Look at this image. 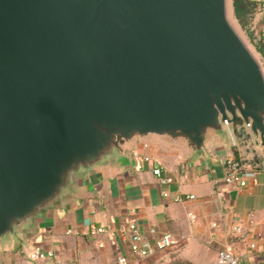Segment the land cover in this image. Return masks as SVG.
<instances>
[{"label":"water","instance_id":"obj_1","mask_svg":"<svg viewBox=\"0 0 264 264\" xmlns=\"http://www.w3.org/2000/svg\"><path fill=\"white\" fill-rule=\"evenodd\" d=\"M152 138L264 162V71L227 0H0V248Z\"/></svg>","mask_w":264,"mask_h":264},{"label":"crops","instance_id":"obj_2","mask_svg":"<svg viewBox=\"0 0 264 264\" xmlns=\"http://www.w3.org/2000/svg\"><path fill=\"white\" fill-rule=\"evenodd\" d=\"M259 1L250 31L264 44V0ZM256 52L264 68V53ZM147 142V146L142 142L135 146L156 159L167 183L153 173V164L137 169L134 158L125 159L89 180L46 223L26 234L22 244L0 248V264H42L29 256L33 247L54 250L61 263L83 264L94 256L117 259L129 254L123 231L132 219L153 244L159 235L170 232L180 240L171 249L197 247L217 252L230 248L244 264H264L263 160L255 163L253 155H242L228 144L212 143L209 155L194 159L184 147L160 138ZM231 157L246 164L248 187L234 189L227 182L225 162ZM165 190L186 199L166 198ZM239 221L244 228L235 233L233 227ZM95 226L107 231L93 234ZM152 228L157 229L155 235Z\"/></svg>","mask_w":264,"mask_h":264},{"label":"built area","instance_id":"obj_3","mask_svg":"<svg viewBox=\"0 0 264 264\" xmlns=\"http://www.w3.org/2000/svg\"><path fill=\"white\" fill-rule=\"evenodd\" d=\"M147 143V141L142 142V145L147 146ZM134 161L135 167L137 169L143 168L145 163L153 164V173L156 176L161 177L164 183H167L169 181L167 177H163L162 168L156 164V159L153 156L145 154L140 149L136 148L134 151ZM225 163L228 168L226 180L231 185V187L234 189L248 187L249 173L246 164L233 157L227 158ZM163 195L166 198H170L178 202L186 199V197L180 194H172V192L169 190H165L163 192ZM188 198H194V196L192 195ZM190 217L194 219L195 215L191 214ZM243 228V223L239 221L234 225L233 230L235 233H240L242 232ZM106 231L107 229L103 226H95L92 228L93 234L104 233ZM150 232L155 235L157 233V229L152 228ZM123 237L129 245V254L118 256V264H130L132 257L135 259H143L149 257L156 250L172 247L178 244L180 241L172 233L164 232L159 235V237L155 241V244H153L152 241L142 233L136 219L130 220L127 229L123 231ZM29 256L33 260L42 261V264H78L75 260L61 263L56 259L54 250H44L40 247H33L29 253ZM216 258L218 264H244L241 257L233 249L230 248H223L218 250L216 252Z\"/></svg>","mask_w":264,"mask_h":264},{"label":"rangeland","instance_id":"obj_4","mask_svg":"<svg viewBox=\"0 0 264 264\" xmlns=\"http://www.w3.org/2000/svg\"><path fill=\"white\" fill-rule=\"evenodd\" d=\"M228 7V18L231 24L234 26L236 31L242 37L244 42L248 45L250 50L259 60V55L257 54L255 47L248 37L245 30L241 28L238 24L234 12L232 0H227ZM262 68L263 64L260 62ZM264 71V68H263ZM216 262V252L212 249H203L197 247H191L190 249H185L183 247L177 248H165L161 250H156L149 257L143 259H134L130 264H214ZM83 264H118L116 258L107 260L103 257L94 256L86 260Z\"/></svg>","mask_w":264,"mask_h":264},{"label":"trees","instance_id":"obj_5","mask_svg":"<svg viewBox=\"0 0 264 264\" xmlns=\"http://www.w3.org/2000/svg\"><path fill=\"white\" fill-rule=\"evenodd\" d=\"M261 3L259 0H232L233 12L238 24L247 33L255 50L263 54L264 44L262 40H255L253 33L250 31L253 15Z\"/></svg>","mask_w":264,"mask_h":264}]
</instances>
